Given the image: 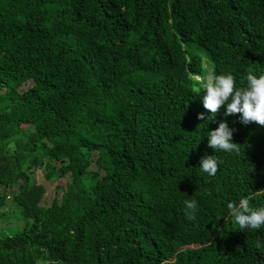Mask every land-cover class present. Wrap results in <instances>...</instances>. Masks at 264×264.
<instances>
[{
    "label": "trees",
    "instance_id": "1",
    "mask_svg": "<svg viewBox=\"0 0 264 264\" xmlns=\"http://www.w3.org/2000/svg\"><path fill=\"white\" fill-rule=\"evenodd\" d=\"M249 68L264 0H0V218L16 185L25 220L0 264H264V228L227 208H264V126L203 104L207 76L243 89ZM222 121L238 153L208 146Z\"/></svg>",
    "mask_w": 264,
    "mask_h": 264
},
{
    "label": "clouds",
    "instance_id": "2",
    "mask_svg": "<svg viewBox=\"0 0 264 264\" xmlns=\"http://www.w3.org/2000/svg\"><path fill=\"white\" fill-rule=\"evenodd\" d=\"M247 87L237 89L235 77L232 74H220L214 79L203 82V104L205 109L215 117L222 106L227 105L225 116L240 114L243 124L256 123L264 126V74L257 77L251 68L247 70ZM199 119H204V113L199 114ZM233 130L229 128L226 121L220 122L218 128L210 131L208 146L215 151L239 152V144L232 140ZM218 161L214 155L205 156L201 160V169L208 175H215L218 171ZM186 205V217L195 219L197 210L196 201H184ZM232 222L238 224L241 230L264 228V208L253 210L249 199H241L237 205L234 202L227 204ZM260 247V243H257Z\"/></svg>",
    "mask_w": 264,
    "mask_h": 264
},
{
    "label": "rangeland",
    "instance_id": "3",
    "mask_svg": "<svg viewBox=\"0 0 264 264\" xmlns=\"http://www.w3.org/2000/svg\"><path fill=\"white\" fill-rule=\"evenodd\" d=\"M206 79L207 80L212 79V77L209 75L207 76ZM35 179L38 183H42L46 187V196H45L46 203H50L57 192H60L61 194V189H58V186L64 183L63 179L56 176L48 180L46 178L45 167H41L36 171ZM4 193L7 195L9 199V204L7 205V207H3L1 209L2 212L6 213V216L0 218V226L3 227V229H5L7 233H14L15 231L21 229L25 225V220L20 216L17 207L13 205L11 201L12 195L14 193H17L16 185H13V187L11 188L4 189Z\"/></svg>",
    "mask_w": 264,
    "mask_h": 264
}]
</instances>
